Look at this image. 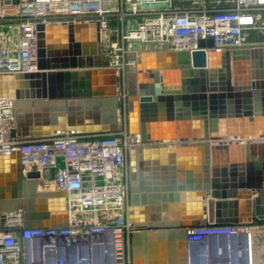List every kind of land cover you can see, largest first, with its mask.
I'll return each instance as SVG.
<instances>
[{"label": "water", "instance_id": "obj_1", "mask_svg": "<svg viewBox=\"0 0 264 264\" xmlns=\"http://www.w3.org/2000/svg\"><path fill=\"white\" fill-rule=\"evenodd\" d=\"M106 40L99 22L35 27L37 71L0 75V99L14 101L11 138L118 128L117 78L102 66ZM127 60L124 110L136 138L128 156L131 264H149L151 242L162 248L165 238L176 239L180 263L191 264L199 243L186 237L195 228L232 226L245 235L247 226H263L264 46L215 50L212 39H198L192 50L142 49ZM205 192L217 200L207 202L206 223ZM65 197L44 189L38 173L23 175L18 152L0 154L1 220L20 213L25 228L65 227ZM52 246L25 241L27 262L37 252L47 262L43 251Z\"/></svg>", "mask_w": 264, "mask_h": 264}, {"label": "built area", "instance_id": "obj_2", "mask_svg": "<svg viewBox=\"0 0 264 264\" xmlns=\"http://www.w3.org/2000/svg\"><path fill=\"white\" fill-rule=\"evenodd\" d=\"M0 0V75L37 71L35 27L99 22L107 40L102 57L114 70L119 90L118 128L114 131L60 132L52 136L17 139L14 101L0 99V154L18 152L23 175L36 172L44 184L65 193V227L25 228L20 213L0 221V264L27 262L24 242L44 238L59 249L109 248L111 264H131L133 225L128 221V156L136 138L125 116L128 54L135 44L195 48L198 39H212L215 50L246 48L251 34L264 46V0H229L209 7L206 0ZM177 41H180L178 43ZM103 60V59H102ZM48 174V177L45 174ZM46 189V187L44 188ZM4 221V220H3ZM245 229L209 225L187 231V243L209 237H229ZM57 244V246H56ZM46 251H43V255ZM43 264V262H41ZM57 264H64L59 260Z\"/></svg>", "mask_w": 264, "mask_h": 264}, {"label": "crops", "instance_id": "obj_3", "mask_svg": "<svg viewBox=\"0 0 264 264\" xmlns=\"http://www.w3.org/2000/svg\"><path fill=\"white\" fill-rule=\"evenodd\" d=\"M202 0H194L193 2H200ZM229 0H206V4L209 7H225ZM192 3L190 1H182L180 6L187 8ZM254 34L249 37V43L246 48L262 46L259 41H253ZM165 47L159 45H142L135 44V51L138 50H157ZM81 117H84L81 114ZM199 155V153L197 154ZM211 158V157H210ZM264 162V158L262 160ZM213 158L210 159V166H212ZM239 173V172H238ZM240 174V173H239ZM237 174V175H239ZM48 177V174H45ZM196 177L199 179L202 177V172H197ZM201 179V178H200ZM42 186L43 183L41 182ZM46 185V184H44ZM45 188V186H44ZM204 196L201 199V206L205 210L203 219L201 222L206 223L208 220L207 214V202H216L217 200L211 199L209 192L203 193ZM251 194V199L254 195ZM234 199H227L226 201H233ZM239 202L241 199H239ZM240 206L242 204H239ZM203 210V212H204ZM228 213L236 212L234 208H227ZM238 216H243L241 209H238ZM229 215V214H228ZM242 219V218H240ZM1 223L6 222L1 220ZM247 234L238 233L232 237H209L202 240L199 244H196L190 256L191 264H264V225L257 226L254 223L246 227ZM37 243V242H36ZM161 243L158 240L151 242V251L149 252V264H181V252L179 249V242L176 239L165 238ZM181 245V243H180ZM103 251L100 244L94 245L90 250H86L89 253L91 264H111V257L109 256L110 249L105 248ZM40 251V250H39ZM41 252H37V255ZM68 254V255H67ZM36 255V256H37ZM44 256L48 259L47 264H57L59 258L64 261V264H76V258L81 261L80 253L76 254V251L72 248L63 250L59 249L56 254H50V249L46 250ZM217 260V261H216ZM49 262V263H48ZM45 264V263H43Z\"/></svg>", "mask_w": 264, "mask_h": 264}, {"label": "rangeland", "instance_id": "obj_4", "mask_svg": "<svg viewBox=\"0 0 264 264\" xmlns=\"http://www.w3.org/2000/svg\"><path fill=\"white\" fill-rule=\"evenodd\" d=\"M259 40H260V37L258 36V34H255L253 36V41H259ZM102 59H103L102 66L104 68H107L108 67V59L106 57H102ZM69 250H70V248H69ZM86 250H88V249L81 248L78 250V252L76 254L80 253L81 261L79 260V258H76V264H91L89 253ZM41 259H42L41 255L38 254L36 256V258L33 259V264H41ZM45 264H47V262H45Z\"/></svg>", "mask_w": 264, "mask_h": 264}, {"label": "bare ground", "instance_id": "obj_5", "mask_svg": "<svg viewBox=\"0 0 264 264\" xmlns=\"http://www.w3.org/2000/svg\"><path fill=\"white\" fill-rule=\"evenodd\" d=\"M45 187H46V190H52V189H51L52 185H50V184H46ZM216 261H217V260H216ZM41 262H42V259H41Z\"/></svg>", "mask_w": 264, "mask_h": 264}]
</instances>
